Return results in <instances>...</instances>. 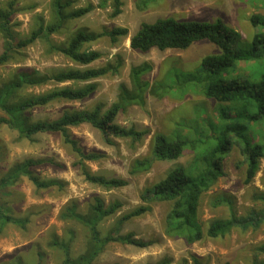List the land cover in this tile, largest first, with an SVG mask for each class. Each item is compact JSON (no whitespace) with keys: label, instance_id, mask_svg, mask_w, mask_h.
<instances>
[{"label":"rangeland","instance_id":"1","mask_svg":"<svg viewBox=\"0 0 264 264\" xmlns=\"http://www.w3.org/2000/svg\"><path fill=\"white\" fill-rule=\"evenodd\" d=\"M11 0H0L4 8ZM53 0H19L12 23L19 37L28 36L42 17L47 23L53 20ZM94 6L92 13L79 20L70 21L61 33L52 36L55 43H66L79 29L101 32L104 29L123 27L129 30V36L113 44L108 38L85 45V50L98 51L101 60L90 67H100L108 61H114L117 55L123 60V67L116 76H107L92 81L98 85L96 92L82 102H57L34 110L35 120H55L66 111L93 110L102 105L109 109L117 101L121 84H130L129 73L133 66L149 63L153 69L145 78L151 86L165 82L175 69L184 73L199 67L201 60L208 55L219 54V49L208 41L195 43L186 50L159 51L154 49L141 53L130 48V38L143 23H154L159 19L173 18L179 21H207L221 19L229 27L242 35L245 42H251L256 30L250 19L253 15H264V7L254 0H156L146 9L141 0H123L122 14L112 18L113 9L104 0H76L75 6ZM3 40L0 36V52ZM250 63H241L236 70L242 76ZM81 68L64 55L49 53L47 43L39 40L17 55L15 60L0 66V83L10 78L17 70H38L42 73H54L60 70ZM85 83L49 84L28 89L25 93L39 95L48 91L84 86ZM181 94V93H180ZM167 95L163 97L149 94L144 106L133 105L121 112L117 124L126 128L149 130V135L139 143L130 139H114L115 145H108L102 134L90 124L69 127L70 133L79 141L86 152H98L102 156L97 161H88L86 166L92 173L112 178H125L130 185L125 188L108 190L85 181L76 165L77 156L64 143L59 134H39L34 141L19 139L17 132L7 126L0 128V180L17 163L27 159H47L51 163L35 168L42 180L56 179L65 183L63 189L39 190L26 177H22L13 187L0 190L3 202L16 217H30L27 229L22 230L9 225L0 235V264L8 263L18 256L25 264H38L39 255H43L42 264H62V254L48 246L52 236L67 239L69 232H75L71 240L74 257L86 251L87 233L79 225L60 219L63 209L76 201L79 209L86 213L95 197L103 198L106 203L119 202L121 208L112 218L106 219L100 226L103 234L110 231L125 214L142 205L141 195L147 189L165 179L167 174L177 167L187 168L194 155L185 154L176 161H155L148 172L131 175L133 162L151 156L155 135L171 136L174 132L198 135L220 127L221 114L233 117L234 113L220 110V104L206 98L200 88L189 90L185 95ZM227 106V104L223 105ZM1 115V112H0ZM254 131H264V127L255 126ZM197 135V136H198ZM225 176L218 179L210 191L200 198L199 220L204 231L218 219L231 216L227 203L216 204L221 198L232 202L238 216L247 217L253 211L262 209V204L254 199L256 194L264 193V159L260 169L250 184H245L247 164L237 145H233L224 158ZM262 205V206H261ZM172 204L152 203L151 212L126 222L122 233H133L136 238L155 241L147 249L129 245L112 244L97 259L96 264H149L164 257L172 259L173 264H193L192 256H198L206 264H252L255 248L264 243V223L257 229H234L224 237L188 244L184 239L169 238L165 235V218Z\"/></svg>","mask_w":264,"mask_h":264},{"label":"trees","instance_id":"2","mask_svg":"<svg viewBox=\"0 0 264 264\" xmlns=\"http://www.w3.org/2000/svg\"><path fill=\"white\" fill-rule=\"evenodd\" d=\"M19 0H11L4 8L0 7V36L3 40L0 52V66L15 60L29 46L44 40L49 53L64 55L81 68H71L54 73H42L38 70H17L10 78L0 83V128L7 126L19 135V139L34 141L39 134H59L64 143L77 156V166L85 181L112 190L125 188L130 181L119 177H106L92 173L86 166L88 161L102 158L98 152H86L73 137L69 127L90 124L98 130L105 142L113 146L114 139H130L133 144L139 143L149 135V130L126 128L117 124L121 112L133 105L144 106L147 96L185 95L189 90L200 88L202 94L220 104V110H228L234 116L220 118L222 123L217 129L198 135L174 132L171 136L155 135L150 157L137 159L131 166V175L148 172L155 161H176L185 152H191L194 158L187 168L177 167L170 171L165 179L147 188L141 195L142 205L123 215L114 227L103 234L100 226L115 216L122 207L119 202L106 201L97 196L86 213L79 209L76 201L70 202L61 212L60 219L79 225L87 233V249L78 257L72 255L71 240L75 232H69L67 239L52 236L48 246L62 254V264H96L97 259L112 244L129 245L147 249L155 241L136 238L133 233H122L123 225L151 212V204H172L165 218V235L169 238L184 239L188 244L201 241L204 237L216 239L224 237L234 229H257L264 223V193L256 194L254 199L261 203L262 209L253 211L247 217L236 214L232 202L221 198L216 204L227 203L231 216L227 219L213 221L206 231L199 220V202L202 195L213 187L218 179L225 176L224 158L233 145L240 152L247 164L245 184H250L260 169L264 159V131H254L253 127H264V15H253L250 23L255 33L251 42H245L242 35L229 27L221 19L207 21H179L173 18L159 19L154 23H143L130 38V48L141 53L154 49L159 51L186 50L195 43L208 41L219 49V54L208 55L201 60L198 68L184 73L173 69L165 82L151 86L145 76L153 66L147 62L130 69V84H121L117 101L105 110L102 105L93 110L66 111L55 120L33 118V111L57 102H82L93 95L98 85L92 81L116 76L123 67V60L117 55L114 61H108L100 67H90L101 60L98 51L85 50L87 44L108 38L113 44L129 36V30L123 27L104 29L94 32L79 29L71 35L66 43H55L53 35L70 21L79 20L93 12L94 6L88 4L77 8L76 0H53V20L47 23L42 17L37 18L36 28L26 37H19L12 23ZM113 9L112 18L122 14L123 0H104ZM156 0H141L146 9ZM264 7V0H254ZM241 63H250L246 75L236 70ZM73 83L84 86L63 87L39 95L25 93L28 89L49 84ZM227 104V106H223ZM198 135V136H197ZM52 161L47 159H27L15 164L0 180V190L13 187L22 177L28 178L39 190L63 189L65 183L56 179L42 180L35 168ZM30 217H16L3 202L0 195V235L9 225L22 230L27 229ZM252 264H264V243L255 249ZM43 255H39L42 264ZM193 264H206L198 256H192ZM1 264H25L16 256L12 261ZM173 264L172 259L164 257L155 263Z\"/></svg>","mask_w":264,"mask_h":264}]
</instances>
